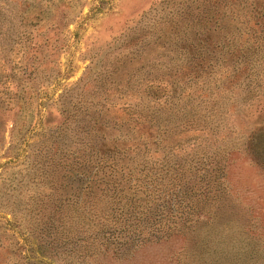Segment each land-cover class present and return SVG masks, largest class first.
Returning <instances> with one entry per match:
<instances>
[{
  "label": "rangeland",
  "instance_id": "rangeland-1",
  "mask_svg": "<svg viewBox=\"0 0 264 264\" xmlns=\"http://www.w3.org/2000/svg\"><path fill=\"white\" fill-rule=\"evenodd\" d=\"M162 1L0 0V91L8 88L16 93H5L3 97H15V103H3L0 108V264H72L76 260L72 240L62 242L54 227L50 236L45 235L42 222L36 221L39 202L53 192L47 180H29L21 174L32 167L37 147L42 148L48 136L59 131L61 104H70L80 94L94 96L110 104L109 118H117L113 112L139 111L142 104L168 96L174 112L182 113L198 103L197 84L203 82H208L203 87H211V100L205 106L198 104L196 110L212 114L211 128L178 127L164 132L157 119L151 126L138 120L112 128L110 120V128L95 134L94 142L125 136L126 145L142 144L133 156L138 162L148 160L158 174L170 176L181 167L188 169L186 174L195 182L204 178L202 185L211 183L204 206L207 213L190 215L183 236L167 239L160 230L145 246L132 248L127 259L101 255L96 264H264V0H252L262 8L250 18L244 16L249 23L230 21L231 28L218 24L215 31L214 26L208 32L212 36L202 42L206 49L189 58L190 63L187 58L175 61V55L160 46L144 45V55L139 57L121 56L123 37L139 33ZM250 2L236 8L249 10ZM248 26L261 31L263 47L238 51L235 46L247 38L243 28ZM228 32L239 37L232 47L226 44ZM248 37L249 43L255 40L253 35ZM238 62L250 69L233 71ZM99 71L104 73L100 87L88 94L85 89H93ZM176 120L170 117L168 129ZM133 125L137 132L127 128ZM144 126L148 129L138 134ZM56 139L67 145L74 136L60 131ZM221 157L219 175L214 158ZM218 181L226 199L225 208L216 210L217 202L211 204V198ZM51 210H44L43 218ZM176 220L172 217L166 224Z\"/></svg>",
  "mask_w": 264,
  "mask_h": 264
},
{
  "label": "trees",
  "instance_id": "trees-1",
  "mask_svg": "<svg viewBox=\"0 0 264 264\" xmlns=\"http://www.w3.org/2000/svg\"><path fill=\"white\" fill-rule=\"evenodd\" d=\"M246 1L163 0L153 19L145 24L146 27L140 26L139 33L123 37L124 50L121 56L139 57L145 46H160L167 53L175 55V61L181 62L187 58L186 61L190 63L189 58L202 54L206 49L202 42L212 36L213 32H208L214 26V31L218 24L227 23V29L231 28L230 21L243 26L249 23V19H244V16L248 15L250 18L251 14L262 8L260 3L254 6L252 0L248 3L249 10H244L242 6L240 9L236 8ZM233 15L236 17L230 18ZM243 32L248 36L253 35L255 40L249 43L247 36L240 41V45L235 46L236 50L252 47L259 50L263 47L259 34L261 31L248 26L243 28ZM236 38L239 39L238 36H232V32L226 33L227 46L232 47ZM243 68L250 69L249 66L239 64L233 71L239 72ZM102 76L104 73L99 71L92 85L93 89L86 88L85 92L96 93ZM207 83L197 84L198 103L182 113L174 112L171 108L172 100H168V96L163 101L142 104L144 107L140 106L139 111L127 108L122 115L120 112H113L117 118H109L111 113L108 102L95 100L94 96L86 97L84 94L75 96L70 104L64 103L57 108L61 117L57 126L59 131L51 133L42 148L37 147L30 160L32 167L21 174L25 178L28 175L29 180H47L50 191L53 192L47 194V200L39 202V208L35 210L36 221L42 222L45 235L50 236L51 227H54L62 242L72 240L74 248L71 253L76 259L72 264H96L97 257L101 255H109L116 260L127 259L132 248L145 246L156 236L154 233L157 231L163 230L167 239L171 236L176 238L183 232L190 215L207 213L204 206L208 204L211 183L205 181L202 185L204 178L195 182L186 174L189 173L188 169L185 171L181 167L170 176H167V172L165 176L158 174L148 165V160L138 162L133 156V153L139 152L142 144L126 145L128 138L125 136L114 135L108 137L107 142H94L95 134L110 128L107 123L110 120L114 122L112 128H116L117 124L130 125L129 121L138 120L151 126L154 119L162 123L161 130L164 132L178 127L181 130L211 128L208 119H212V114H203L202 108L196 110L198 104L205 106L211 100L210 85L203 87ZM220 83L225 84V81L221 80ZM7 92L8 95L14 93L8 88L0 91V108L3 103H15V97H3ZM155 104L158 106L154 107ZM171 116H176L177 120L173 123L175 126L168 129L167 123ZM200 126L201 128H197ZM127 128L136 132L138 129L137 125ZM143 129H148V126H144L138 134ZM60 131H69L74 136V141L67 145L59 143L56 138ZM214 159L215 172L222 175V157ZM221 186L222 183L218 181L216 195L211 198V204L217 202L216 210L225 208L223 201L226 199V190ZM49 208L53 210L43 218V211ZM172 217L177 219L174 224H166Z\"/></svg>",
  "mask_w": 264,
  "mask_h": 264
}]
</instances>
